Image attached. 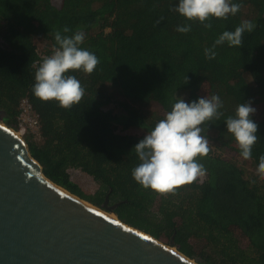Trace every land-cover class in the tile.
<instances>
[{
  "label": "trees",
  "instance_id": "1",
  "mask_svg": "<svg viewBox=\"0 0 264 264\" xmlns=\"http://www.w3.org/2000/svg\"><path fill=\"white\" fill-rule=\"evenodd\" d=\"M241 8L211 28L188 21L173 8L178 0H0V121L16 130L18 106L26 97L40 119L42 140L24 142L42 174L70 194L104 210L114 206L117 219L197 264H264V180L224 155L240 156L226 120L241 103L261 108L258 140L249 160L256 169L264 155V0H232ZM255 24L241 47L227 42L213 48L224 31L243 21ZM191 25L180 33L178 26ZM64 26L83 31L82 48L99 64L93 73L69 72L85 89L71 109L42 102L32 87L40 54L51 55L54 33ZM42 48H41V47ZM212 49L214 59L205 57ZM218 89L219 119L202 125L209 153L197 157L202 179L158 194L132 177L140 160L134 146L171 111L177 97L196 101L203 86ZM155 104L164 116L147 110ZM113 105L117 112L109 109ZM140 129L141 135L122 134ZM85 173L97 185L86 195L69 170ZM255 181V183H252ZM246 244L238 239V234Z\"/></svg>",
  "mask_w": 264,
  "mask_h": 264
},
{
  "label": "water",
  "instance_id": "2",
  "mask_svg": "<svg viewBox=\"0 0 264 264\" xmlns=\"http://www.w3.org/2000/svg\"><path fill=\"white\" fill-rule=\"evenodd\" d=\"M83 201L45 178L25 142L0 126V264H191L172 242L177 253L121 223L107 199L116 220Z\"/></svg>",
  "mask_w": 264,
  "mask_h": 264
},
{
  "label": "clouds",
  "instance_id": "3",
  "mask_svg": "<svg viewBox=\"0 0 264 264\" xmlns=\"http://www.w3.org/2000/svg\"><path fill=\"white\" fill-rule=\"evenodd\" d=\"M241 8L240 3L232 0H178L173 10L188 21H199L205 28H211L212 18L227 19L235 16ZM255 24L245 20L234 31H224L214 42L213 48L227 42L229 47H241L245 32H251ZM177 31L188 33L191 25L178 26ZM71 29L64 26L54 33L57 46L52 54L45 57L35 72L32 92L42 102L56 101L59 107L71 109L84 96L85 89L81 82L69 72L82 71L91 74L99 64L98 57L81 47L85 40L83 31L71 35ZM216 53L205 49V57L214 59ZM223 102L218 95L203 97L190 103L183 98L176 99L171 111L167 112L155 127L135 146L140 163L132 170L133 179L144 189L164 195L174 193L181 186L191 184L206 172L197 162V157L209 153L208 139L201 135L202 125L213 118L223 115L219 111ZM256 109L251 102L241 103L226 120L227 132L230 133L239 148L243 160L252 158L253 147L258 140V124L252 116ZM256 175L264 180V155L259 157ZM255 183V181H252Z\"/></svg>",
  "mask_w": 264,
  "mask_h": 264
},
{
  "label": "rangeland",
  "instance_id": "4",
  "mask_svg": "<svg viewBox=\"0 0 264 264\" xmlns=\"http://www.w3.org/2000/svg\"><path fill=\"white\" fill-rule=\"evenodd\" d=\"M49 1L54 6L60 5V0H49ZM200 93H201L202 98L203 97L211 98V96H213V95H218V89L216 87L206 85V86L202 87V90ZM108 108L114 110V112L118 111L117 109H115V107L113 105H110ZM253 108L256 109V112L253 116L254 117L261 116V108L259 106H254ZM147 110L149 112H155V113L158 112L159 116H164L162 111L155 104H150L148 106ZM0 124H2V123L0 122ZM2 125L4 126V124H2ZM118 131L122 134H130V135H141V134H143V131L140 129H129V130L124 131V132H121L120 130H118ZM208 144H211V143H209V141H208ZM224 157L228 158V159L231 158L233 160V162H235L238 166L243 167L247 171V177L248 178H250L251 176H257L256 175V169L253 167L252 163L249 160H243V158L235 156V154H232L229 152H228V154H225ZM68 173L70 175L71 181L73 183L77 184L84 194L91 195L97 190L96 183L92 180L91 177H89L85 173H82L81 171L75 170V169L69 170ZM198 179L201 180L202 176L198 177ZM102 211H104V210H102ZM237 235H238V239H239L240 243L245 245L246 244L245 240L241 236H239V233Z\"/></svg>",
  "mask_w": 264,
  "mask_h": 264
},
{
  "label": "built area",
  "instance_id": "5",
  "mask_svg": "<svg viewBox=\"0 0 264 264\" xmlns=\"http://www.w3.org/2000/svg\"><path fill=\"white\" fill-rule=\"evenodd\" d=\"M47 56L49 55L40 54V60H43ZM40 62L38 61L39 64ZM16 123V130H11L23 141L26 137L31 138L33 142H40L42 140L39 115L35 112L26 97L22 98L19 102Z\"/></svg>",
  "mask_w": 264,
  "mask_h": 264
},
{
  "label": "bare ground",
  "instance_id": "6",
  "mask_svg": "<svg viewBox=\"0 0 264 264\" xmlns=\"http://www.w3.org/2000/svg\"><path fill=\"white\" fill-rule=\"evenodd\" d=\"M0 126H3L2 124H0ZM13 132V131H12ZM85 204H87V205H89L86 201H83ZM98 210V209H97ZM99 211L101 212V213H103V214H105L107 217H109V218H111V219H113V220H116V218H115V216H113L112 214H110V213H107V212H105V211H102V210H100L99 209ZM160 243V242H159ZM163 245V244H162ZM166 246V245H165ZM169 250H171V251H173V252H175V253H177V251L175 250V249H173L172 247H169V246H166ZM189 263H191V264H195L194 263V261H192V260H188V259H186Z\"/></svg>",
  "mask_w": 264,
  "mask_h": 264
}]
</instances>
